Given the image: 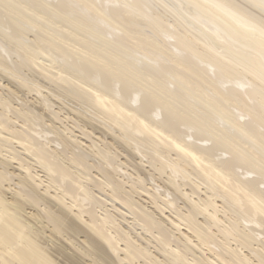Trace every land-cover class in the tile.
Instances as JSON below:
<instances>
[{
  "label": "bare ground",
  "instance_id": "bare-ground-1",
  "mask_svg": "<svg viewBox=\"0 0 264 264\" xmlns=\"http://www.w3.org/2000/svg\"><path fill=\"white\" fill-rule=\"evenodd\" d=\"M0 85V264H264V0H0Z\"/></svg>",
  "mask_w": 264,
  "mask_h": 264
},
{
  "label": "rangeland",
  "instance_id": "rangeland-1",
  "mask_svg": "<svg viewBox=\"0 0 264 264\" xmlns=\"http://www.w3.org/2000/svg\"><path fill=\"white\" fill-rule=\"evenodd\" d=\"M1 86V85H0ZM2 87V86H1ZM32 94H30L29 95V97H28V99H30V98H32L34 95H32ZM57 108H59V106L57 105V104H54L53 105V108H51V110L52 111H56L57 110ZM63 122H65V125H67L72 131H70V130H66L65 132H64V135H66V136H70L71 138H77L78 139V142L80 143V145H82V146H85L87 143H89L90 142V139H88V138H86V137H84V136H82L79 132H80V130L78 129V128H76V127H74V123H73V120L72 119H70V118H66V119H63ZM47 123V122H46ZM75 123H78V122H75ZM19 124V123H18ZM62 125V124H61ZM63 126V125H62ZM61 131V130H60ZM86 132H88L89 130L88 129H86L85 130ZM89 135L94 139V140H98V132L97 133H94V134H91V133H89ZM109 139V138H108ZM93 140V141H94ZM9 147H14L17 151H19V152H21V153H23V155H20L21 156V159L23 160V161H26V158L24 157V156H29L28 154H26V153H24V152H22L21 150H20V147L16 144V143H13L12 145H9ZM114 150V149H113ZM8 148L7 147H3L2 148V154L4 155V156H8ZM30 157V156H29ZM1 158H3L4 159V157H2L1 156ZM123 160H124V157L122 158ZM6 162H8V163H10L11 164V167L12 166H16V165H18V162L16 161V160H14V159H9V160H7ZM145 162H143V163H141L143 166H145L146 168H147V164H144ZM126 167V166H125ZM127 168V170L128 171H131L132 170V168L131 167H126ZM35 170H38V169H35ZM92 175L94 174L93 172L91 173ZM35 179H38V178H35ZM157 181H159L160 182V180L159 179H157V178H155ZM39 180V179H38ZM44 180V179H43ZM147 183L148 184H146V186L144 187V188H146V189H148L149 187L148 186H150V184H152V182H148L147 181ZM44 184V183H43ZM154 184V183H153ZM155 184H157V183H155ZM154 184V185H155ZM128 185V184H127ZM126 184H125V186H127ZM150 189V188H149ZM52 191V190H51ZM200 192V191H199ZM200 194L201 195H203V192H200ZM105 194L103 193H101V197H100V199L101 200H103L102 198H104L105 196H104ZM132 196H133V198L137 201V203L139 204V202L141 203V204H143V206H145V208H144V211H146V212H149V211H151L152 209L154 210V212H156L157 213V211H155V209H154V206L152 205V204H150L149 202H148V199L146 198V197H148V195L146 194V193H144L143 191H138L137 193H133L132 194ZM194 197H196L195 195H194ZM106 198V197H105ZM115 203H117V206L118 205H120L121 206V204L118 202V201H116L115 200ZM104 204H105V207H103L102 208V210H98L99 211V213H103V210H107V211H109L110 213H117V214H123L125 217H129V215L126 213V209H125V211H124V208L123 209H118V207H114L113 205H112V203H111V201H109V199H107L106 200V202H104ZM181 204V203H180ZM217 209H219V204H218V202H217ZM181 206V205H180ZM122 207V206H121ZM115 208H117L116 209V211H115ZM181 209H184V207H181ZM173 212H176L175 210H172ZM221 212H217V214H219V215H221L220 214ZM167 215H168V217H167ZM158 216H160L162 219H163V222H161L160 220H159V218H158ZM153 217L156 219V220H158V221H160L164 226H165V228H167V229H172V227H173V231H174V233H177L178 234V232H177V230L176 229H174V228H176V226H174L175 224L174 223H172L170 220H169V218H172V219H175V220H179L173 213H171L167 208H163V214H159V215H153ZM174 224V225H173ZM179 229H180V231H182V232H189L188 230H187V228L184 226V225H180L179 226ZM139 230H140V228H139ZM190 233V232H189ZM192 245V244H191ZM254 246H256V245H254ZM192 248L195 250V252H196V254H194V255H190L189 256V258L190 259H193V258H195V259H198V260H200L203 264H206V262L204 261V260H207V261H212V260H210L211 258H213L212 257V255L207 251V250H205L204 249V251H200L199 249H196V248H194L193 247V245H192ZM238 250V249H237ZM241 252H242V254L243 255H245L248 251L245 249V248H243L242 250H241ZM209 256L211 257V258H209ZM203 258H204V260H203ZM255 259V258H254ZM256 263V259H255V261H254V264ZM221 264H224L223 262L221 263Z\"/></svg>",
  "mask_w": 264,
  "mask_h": 264
}]
</instances>
